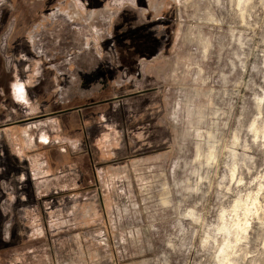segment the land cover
<instances>
[{
    "label": "rangeland",
    "instance_id": "rangeland-1",
    "mask_svg": "<svg viewBox=\"0 0 264 264\" xmlns=\"http://www.w3.org/2000/svg\"><path fill=\"white\" fill-rule=\"evenodd\" d=\"M169 4V51L104 93L101 81L81 84L83 73L68 83L65 69L44 71L30 52L17 60L39 7L0 0V264H264V0ZM85 43L101 54L96 35ZM76 60L68 72L103 80L107 67L93 54ZM18 87L16 102L9 91ZM66 99L78 108L57 113ZM5 125L9 135L34 131L8 143L30 159L11 175ZM32 158L46 172L32 171Z\"/></svg>",
    "mask_w": 264,
    "mask_h": 264
},
{
    "label": "flooded vegetation",
    "instance_id": "flooded-vegetation-1",
    "mask_svg": "<svg viewBox=\"0 0 264 264\" xmlns=\"http://www.w3.org/2000/svg\"><path fill=\"white\" fill-rule=\"evenodd\" d=\"M110 1L113 2L112 0H35L39 12L36 13V22L31 27V34L27 31L26 36L24 33L18 38V46L25 55L20 60L28 62L30 58L26 55L28 56L30 52L32 61H39L44 71L52 73L55 69L60 74L65 69L68 83H71L76 75L83 73L81 84H85L86 81L88 86L93 84L92 87H95L98 85L97 82L101 81V89L105 85L108 88L109 82L120 85L136 80L144 64L169 51L173 26L170 0H118V7L115 9H111ZM74 2L82 7L76 9ZM84 12L88 19L92 15L98 16V24L87 26L73 21L76 16ZM73 30H76L79 38L71 36ZM50 35L54 37V41H59L64 46L56 49L54 44L48 41L52 39ZM92 35H96L98 53L102 55H95L90 44L85 43V39ZM53 47H55L54 51L49 53L48 51ZM73 48L79 53H72ZM81 50L84 51L82 55ZM85 54H93L103 69L107 67V71L102 74L103 80L99 78V72L91 74L90 71H78L75 74L66 70V66L78 61L76 60L78 58H84ZM90 74L91 77L87 78L86 76ZM18 89L17 93L21 98L24 96V90L21 87ZM104 91L105 89L102 92ZM69 96H72L71 92L67 94V98ZM63 99L64 97L61 98ZM56 103L54 101L57 106ZM59 105L62 108L57 113L78 108L68 99Z\"/></svg>",
    "mask_w": 264,
    "mask_h": 264
},
{
    "label": "crops",
    "instance_id": "crops-1",
    "mask_svg": "<svg viewBox=\"0 0 264 264\" xmlns=\"http://www.w3.org/2000/svg\"><path fill=\"white\" fill-rule=\"evenodd\" d=\"M82 7V6H81ZM81 7H79V8H81ZM82 14H85V12L84 13H82ZM5 45H6V43L2 46V48H1V50H2V52L0 51V56H5L6 54H7V52H8V46L7 47H5ZM6 48H7V50H6ZM25 55H24V53H22V54H18V56H17V60H20L22 57H24ZM3 61V60H2ZM21 61V60H20ZM22 62V61H21ZM33 62H37L39 65H40V63H39V61H33ZM71 64V63H70ZM69 70H72V69H69ZM53 78H55L56 79V77H55V75H53ZM20 88V87H19ZM24 90V89H23ZM19 91V89L18 88H13V90H12V88H11V91H9V95H10V97L11 98H13V100H15L16 102H18L19 100H24L23 98H24V96L23 97H19V93H17ZM16 97V98H15ZM17 98H20V99H17ZM24 109H26V108H23L22 107V110H24ZM68 112V111H67ZM64 113V112H63ZM60 114H62V113H60ZM55 114H52V116L48 113V114H46V116H45V118H50V121H51V118L53 119V118H57V116H54ZM44 116H41V117H36L38 120H39V118L41 119V118H43ZM30 120H33V118H28V119H25V120H21V121H19V122H15L14 123V125H16V127H18V126H21V124L23 123H27V122H29ZM58 121V120H57ZM7 126L8 125H5V126H1V130H3V135H5L6 134V136H7V141H5V139H4V142H3V140L1 141L2 143H3V150H4V154L6 155L5 156V159H6V162H7V171H8V174H13L14 173V171H16V168H17V166H18V163H25L26 165H27V163H28V161L30 160L29 159V152H25L24 154H21L20 153V155H18L17 153H13V154H9V151H8V149H9V145H8V143L10 142V143H12V141H17V142H20V144L22 145L23 143H24V141L26 140V138H27V140H30L31 139V136H32V134L34 133V131H33V129H31V128H29V129H27L26 127H24V128H19V129H17L18 130V133L17 134H15V133H12L11 135H9L10 133H6V130L8 129L7 128ZM40 126H42L43 127V125H40ZM21 127H23V126H21ZM33 128V127H32ZM66 129H68L67 131H66ZM65 129V134H70V133H72V132H74V131H76V130H74L75 128H66ZM76 129H78V128H76ZM16 130V129H15ZM79 130V129H78ZM40 131H42V132H40L39 133V137H41L42 138V140H44V141H46V142H44V146H49V142L47 141L49 138H50V135L48 134V132L45 130V129H40ZM12 132H14V131H12ZM17 132V131H16ZM9 136H11L10 138H9ZM1 138V137H0ZM3 138V137H2ZM70 140V141H69ZM69 140H67L66 142H71L72 143V140H71V138H69ZM66 144H69V143H66ZM58 145V142H54V145L53 146H57ZM60 152H65L62 148H61V150H60ZM39 162V160L37 159V158H32V160L30 161V166H31V169H34V170H32V171H37V170H39V169H41V170H43L44 172H46V169H47V165H44L43 167H40L39 165L40 164H38V165H36V163H38ZM40 167V168H39ZM30 174V173H29ZM30 180H32V181H34V180H37L38 178L34 175V174H30ZM33 176H35V177H33ZM27 178H25V175H23V174H20L19 175V182H24L25 180H26Z\"/></svg>",
    "mask_w": 264,
    "mask_h": 264
},
{
    "label": "bare ground",
    "instance_id": "bare-ground-1",
    "mask_svg": "<svg viewBox=\"0 0 264 264\" xmlns=\"http://www.w3.org/2000/svg\"><path fill=\"white\" fill-rule=\"evenodd\" d=\"M241 228V227H240ZM240 230V229H239ZM242 231V230H241Z\"/></svg>",
    "mask_w": 264,
    "mask_h": 264
}]
</instances>
